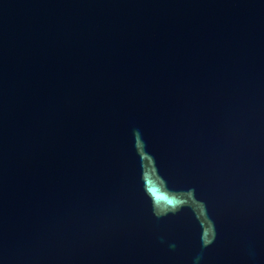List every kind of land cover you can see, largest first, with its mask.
I'll use <instances>...</instances> for the list:
<instances>
[{"label": "water", "instance_id": "water-1", "mask_svg": "<svg viewBox=\"0 0 264 264\" xmlns=\"http://www.w3.org/2000/svg\"><path fill=\"white\" fill-rule=\"evenodd\" d=\"M0 264H264V0H0Z\"/></svg>", "mask_w": 264, "mask_h": 264}]
</instances>
